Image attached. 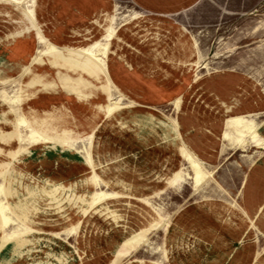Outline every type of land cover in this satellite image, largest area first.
Returning <instances> with one entry per match:
<instances>
[{"label":"rangeland","instance_id":"374dc122","mask_svg":"<svg viewBox=\"0 0 264 264\" xmlns=\"http://www.w3.org/2000/svg\"><path fill=\"white\" fill-rule=\"evenodd\" d=\"M7 9L0 264H264V0Z\"/></svg>","mask_w":264,"mask_h":264},{"label":"crops","instance_id":"0c3cea01","mask_svg":"<svg viewBox=\"0 0 264 264\" xmlns=\"http://www.w3.org/2000/svg\"><path fill=\"white\" fill-rule=\"evenodd\" d=\"M1 1H4V0H0V2ZM87 3V0H84V4H86ZM3 6V5H2ZM81 6V5H80ZM4 7V6H3ZM6 7V6H5ZM8 7V6H7ZM83 9L85 8V7H83V6H81ZM72 10H77V9H74V8H71ZM8 11H2V10H0V18L2 19L1 20V23L2 24H0V33H1V31H2V29L3 28H5V26H7V24L9 23L8 21L11 19V20H13V21H18V19L20 20L21 19V21H26L27 22V24L25 25V27L23 28V29H21V30H19V31H16V32H14V33H9V35H8V37H11V38H14V37H17V36H21L23 33H25V32H28V31H30V30H32V31H35L34 33H35V37H36V48H35V52H34V54L30 57V60H29V62L27 63V64H25V65H23V68L21 69V74L20 75H24L29 69H30V66L32 65V64H35V63H37L38 61H39V63L41 64V63H43L42 62V60L40 59L39 60V58H40V56H38V53H36V50H37V45H39V42H41V37L42 36H44L45 37V35L43 34V32H42V30H41V28L39 27V25L36 23V15H35V11H31V13H32V18H33V20H32V18H30V16L27 14V16H24L21 12H19L18 14H20L21 16H19L18 18L17 17H15V14H17L16 12H12V11H9L10 9H7ZM12 10H15V9H12ZM35 10V9H34ZM16 11V10H15ZM10 14H13L14 15V17H10L9 15ZM103 19V18H102ZM112 19V18H111ZM111 19H109L108 21H107V18H105L104 20H103V22L104 21H106L107 22V27H102V25H99V23L98 24H96V25H92V27L94 28V27H96V28H100L101 29V31L102 32H105L106 30H108L109 28H110V26H111ZM84 30L83 29H80V28H77V29H73V30H71V32L72 33H76V34H79V35H82V32H83ZM89 31H91V29H87V31L86 32H88L89 33ZM1 39V38H0ZM88 45V44H87ZM87 45H85V46H87ZM84 47V46H83ZM71 48H73L72 50H74V51H76V52H78L79 50H80V48L81 47H71ZM73 60H74V58H73V56H72V58L71 59H67V61L69 62V63H73ZM101 69V71H102V73H103V75L105 76V78L107 79V82L110 84H112L113 82H112V79H111V77H110V73H109V69H108V67H107V65L106 66H104L103 68H100ZM108 88V87H107ZM106 93H108L109 94V91H107ZM231 136V135H230ZM230 136H224L225 138H227V137H230ZM227 139H229L230 140V142H234V141H236V139H234V137L232 138V136H231V138H227ZM190 151V150H189ZM191 152V151H190ZM192 153V152H191ZM193 154V153H192ZM31 155V154H30ZM193 157H195L196 159H197V157L193 154ZM186 158L188 159L189 158V155L186 153ZM253 198L249 195L248 197H247V202H246V199H245V203H247V207H248V209H246V206H245V210H246V212H249V213H251L252 215H254V217H255V219L258 221V222H263L262 224H263V226L261 227V229L263 230V232H264V202H262V204L261 205H259V208H253V203H252V200ZM249 203V204H248ZM256 209H258L257 210V212H256Z\"/></svg>","mask_w":264,"mask_h":264}]
</instances>
